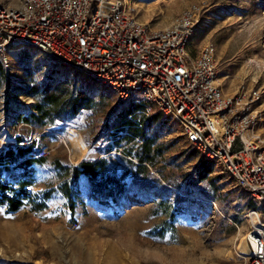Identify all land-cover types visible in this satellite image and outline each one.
Instances as JSON below:
<instances>
[{
	"label": "rangeland",
	"instance_id": "374dc122",
	"mask_svg": "<svg viewBox=\"0 0 264 264\" xmlns=\"http://www.w3.org/2000/svg\"><path fill=\"white\" fill-rule=\"evenodd\" d=\"M20 1L0 4L16 6ZM135 1L136 19L157 30L197 7L191 55L212 45L216 83L225 96L258 92L252 109L257 116L255 131L264 137V0ZM47 84L61 89L55 106L43 101ZM80 89L90 103L76 116L22 121L29 114L39 116L33 106L40 102L51 116ZM120 102L111 90L48 61L37 50L0 55V153L16 139L30 138L36 144L26 156L43 158L28 168L16 167V162L0 168V179L13 188L21 180L31 182L26 189L29 197L17 212L0 204V264H244L248 249L243 216L254 206L252 201L216 164L208 181L195 182L203 159L170 119L162 118L146 131L162 152L135 176L129 164L135 161L122 152H134L140 145L138 135L131 137L132 130L146 115L132 100ZM123 109L133 111L131 129H115V135L108 136L102 131L104 123ZM120 130L127 136L119 140L115 136L124 135ZM110 145L123 151L107 152ZM99 159L117 174L129 172L126 196L118 206H104L90 197L82 176L75 183L70 211L60 192L70 182L69 169ZM132 178L152 186L134 185Z\"/></svg>",
	"mask_w": 264,
	"mask_h": 264
},
{
	"label": "built area",
	"instance_id": "2783aa9c",
	"mask_svg": "<svg viewBox=\"0 0 264 264\" xmlns=\"http://www.w3.org/2000/svg\"><path fill=\"white\" fill-rule=\"evenodd\" d=\"M135 2L0 4V55L37 50L48 61L111 90L121 102L137 103L146 116L158 113L175 122L184 142L201 159L218 165L254 204L243 216L244 264H264V137L255 131L252 109L259 94L221 92L211 44L191 55L197 7L157 30L136 19ZM35 144L30 138L16 139L5 148L33 151Z\"/></svg>",
	"mask_w": 264,
	"mask_h": 264
},
{
	"label": "trees",
	"instance_id": "16d2710c",
	"mask_svg": "<svg viewBox=\"0 0 264 264\" xmlns=\"http://www.w3.org/2000/svg\"><path fill=\"white\" fill-rule=\"evenodd\" d=\"M61 90L58 85L47 84L44 88L43 93V101H50L51 105L57 103V99L61 97L58 96V92ZM90 99L87 96V93L84 90H78L75 96L71 95L67 98L65 104L61 108H57L51 112V116L45 112V104L38 103L33 106V109L38 113L39 116H34L33 114H29L27 118H23L24 123H28L29 118L41 121L42 119H46V117H50L49 119L60 120L67 119L76 116L81 109L89 108ZM124 104V102H120ZM50 111V109H49ZM133 111H129L127 109H123L116 117L104 123L102 127V131L106 133L108 136H112V131L122 128L131 129L132 121L130 120V116H132ZM162 119V116L158 113L153 115H148L141 121L139 128H135L132 130L131 137H138L141 139L140 145L134 152L121 150L119 146L110 145L108 148L109 152L111 149L116 148L118 151H123L128 157H131L134 161L129 162L131 166L135 168V176L142 175L146 170V166L152 164L155 157L159 156L162 151L159 150L158 146H154V139L148 138L146 131L158 124ZM167 121V120H166ZM123 136H115L119 140L123 137L127 136V132H123ZM102 134V132H101ZM95 137L97 141L100 137ZM27 154H31V151L20 150L18 149L16 152L11 150H7L5 152L0 153V168H9V164L11 162H16V167H24L28 168L34 163L43 162V158H34L33 156H26ZM124 154V155H125ZM26 157V158H25ZM214 163L201 160L198 164L196 171L195 182H204L208 181L209 177L213 173L212 165ZM85 177L88 185H89V193L90 197L95 201H98L104 206L120 205L121 199L127 194V186L125 180L129 176V172H122L117 174L113 170H109L107 167V162L105 159L92 160V161H83L77 167L69 169V180L70 182L64 183L60 187V192L62 195L68 200L70 204V211H74V197L77 190L75 189V183L80 177ZM132 183L135 185H139L141 187H151L152 185L147 183L146 180H137L136 178H132ZM31 186L30 181L21 180L16 183V188H13L9 183H5L0 179V204L5 205L9 212H17L22 206L23 201L29 197V193L27 192V188ZM209 197L208 194H205Z\"/></svg>",
	"mask_w": 264,
	"mask_h": 264
},
{
	"label": "crops",
	"instance_id": "0c3cea01",
	"mask_svg": "<svg viewBox=\"0 0 264 264\" xmlns=\"http://www.w3.org/2000/svg\"><path fill=\"white\" fill-rule=\"evenodd\" d=\"M167 26H168V25H167ZM167 26L165 25L163 28H166ZM80 178H83V177H80Z\"/></svg>",
	"mask_w": 264,
	"mask_h": 264
},
{
	"label": "bare ground",
	"instance_id": "6f19581e",
	"mask_svg": "<svg viewBox=\"0 0 264 264\" xmlns=\"http://www.w3.org/2000/svg\"><path fill=\"white\" fill-rule=\"evenodd\" d=\"M137 14V13H136ZM8 145H6L5 147H7ZM5 150H7V149H5Z\"/></svg>",
	"mask_w": 264,
	"mask_h": 264
}]
</instances>
